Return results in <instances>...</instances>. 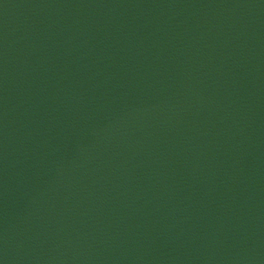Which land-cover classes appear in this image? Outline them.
Segmentation results:
<instances>
[{
  "label": "water",
  "instance_id": "1",
  "mask_svg": "<svg viewBox=\"0 0 264 264\" xmlns=\"http://www.w3.org/2000/svg\"><path fill=\"white\" fill-rule=\"evenodd\" d=\"M0 264H264V0H0Z\"/></svg>",
  "mask_w": 264,
  "mask_h": 264
}]
</instances>
